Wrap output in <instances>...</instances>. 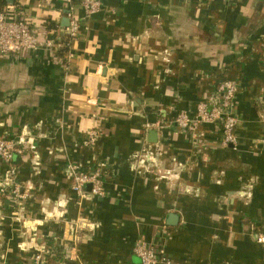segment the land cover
<instances>
[{
  "label": "crops",
  "instance_id": "obj_1",
  "mask_svg": "<svg viewBox=\"0 0 264 264\" xmlns=\"http://www.w3.org/2000/svg\"><path fill=\"white\" fill-rule=\"evenodd\" d=\"M42 1L0 0V11L19 6L40 41L61 40L69 10ZM70 12L80 30L66 53L0 55V139L24 142L19 194H0V264H33L41 249L51 264H140L137 241L172 264H264V0ZM224 80L239 85L235 148L215 125L192 138L174 123ZM143 148L158 161L148 173L134 167ZM99 166L104 195L75 193L69 168Z\"/></svg>",
  "mask_w": 264,
  "mask_h": 264
},
{
  "label": "built area",
  "instance_id": "obj_2",
  "mask_svg": "<svg viewBox=\"0 0 264 264\" xmlns=\"http://www.w3.org/2000/svg\"><path fill=\"white\" fill-rule=\"evenodd\" d=\"M43 4H52L54 2L67 6L68 8V26L64 30L65 36L69 40V45L74 40L80 30V22L71 15V9L77 2L84 10L86 16L97 13L102 7V0H43ZM59 40H43L37 36V32L30 26L24 11L19 6L6 7L0 12V55L20 57L26 52H34L45 47L48 49L59 47ZM239 91V85L234 81L224 80L219 83L208 95L197 103L194 116H189L186 112H179L175 119V125L184 132L196 136V130L199 126L212 124L219 128L221 135V146L235 148L237 136L235 129L238 119L233 112L234 99ZM97 139L96 130L89 134L88 143L94 145ZM21 140L16 143L0 139V163L4 167V172L0 176V194H5L7 189L14 186V180L18 168L14 165L16 157L22 155L24 150L19 148L23 144ZM28 146L26 150H34V145L25 142ZM155 153L148 148H143L133 156L134 167L138 171L151 172L157 168L158 161ZM140 160L141 165L135 162ZM148 164H145V163ZM142 167V168H140ZM69 174L72 178V190L81 197L90 194L94 197L104 195V181L101 166L95 169L83 171L69 168ZM90 186L89 192L86 187ZM13 192L18 195L19 188L14 186ZM256 241L264 244V236L256 234ZM133 254L139 259L140 264H172L167 256L165 249L157 244H147L144 241H137L133 248ZM45 250L41 249L33 257V264H51L44 257Z\"/></svg>",
  "mask_w": 264,
  "mask_h": 264
},
{
  "label": "trees",
  "instance_id": "obj_3",
  "mask_svg": "<svg viewBox=\"0 0 264 264\" xmlns=\"http://www.w3.org/2000/svg\"><path fill=\"white\" fill-rule=\"evenodd\" d=\"M2 11H0V12H2ZM59 43H60L59 55H62L63 53H66L68 51L69 40L67 37H64V38H61V40H59ZM14 165L16 166V168H18L17 158H16V161L14 162Z\"/></svg>",
  "mask_w": 264,
  "mask_h": 264
},
{
  "label": "water",
  "instance_id": "obj_4",
  "mask_svg": "<svg viewBox=\"0 0 264 264\" xmlns=\"http://www.w3.org/2000/svg\"><path fill=\"white\" fill-rule=\"evenodd\" d=\"M150 142H154V139H150ZM88 189H90V186H88Z\"/></svg>",
  "mask_w": 264,
  "mask_h": 264
}]
</instances>
